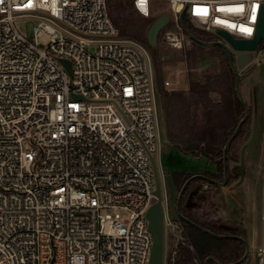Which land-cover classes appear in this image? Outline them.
Here are the masks:
<instances>
[{
    "label": "built area",
    "instance_id": "built-area-1",
    "mask_svg": "<svg viewBox=\"0 0 264 264\" xmlns=\"http://www.w3.org/2000/svg\"><path fill=\"white\" fill-rule=\"evenodd\" d=\"M168 1L180 27L184 12L218 39L253 38L264 12V0ZM132 3L150 15L151 0ZM21 16L36 19L30 34L16 27ZM166 38L182 46L173 31ZM151 61L119 36L108 0H0V264L149 263ZM168 222L174 256L181 228Z\"/></svg>",
    "mask_w": 264,
    "mask_h": 264
},
{
    "label": "trees",
    "instance_id": "trees-1",
    "mask_svg": "<svg viewBox=\"0 0 264 264\" xmlns=\"http://www.w3.org/2000/svg\"><path fill=\"white\" fill-rule=\"evenodd\" d=\"M108 2L119 36L139 41L150 52L158 107L167 124L169 141L184 152L207 156L217 164L216 172L205 170L194 177L195 173L190 172L172 173L173 183L178 188L176 200L186 181L192 178L180 197L178 208L181 216L177 213V218H173L180 225L182 237L174 256L172 245L168 264H232L239 261L246 252V243L239 237H244L243 232L236 227L222 226L225 222L219 215L216 200L220 186L210 180L223 181L224 147L246 113L226 51L219 45H204L192 40V47L186 50L187 67L192 69L216 58L218 69L207 72L202 80L191 73L187 90L167 89L163 85L160 51L158 47H152L147 38L148 28L156 19L151 17L152 12L149 16L140 12L141 17L130 19L120 15V8L112 7L111 1ZM184 22L199 40L211 42L218 39L216 34L195 26L187 14ZM251 133L252 119L249 116L228 148V161L238 159L239 147L248 141ZM231 180L228 177L227 185ZM202 184L205 190L199 188Z\"/></svg>",
    "mask_w": 264,
    "mask_h": 264
},
{
    "label": "rangeland",
    "instance_id": "rangeland-1",
    "mask_svg": "<svg viewBox=\"0 0 264 264\" xmlns=\"http://www.w3.org/2000/svg\"><path fill=\"white\" fill-rule=\"evenodd\" d=\"M110 1L112 4L110 6H115L117 9L120 8L118 10L120 15L130 19L142 16L134 8L132 0ZM151 6V17L157 18L164 14L170 17V21L160 31L158 36L164 87L183 90L190 85L189 77L191 73L194 77L202 80L207 72H213L218 69L216 58L207 60L192 69L188 68L186 50L192 47V39L177 24L168 0H151ZM35 20L21 16L16 18L15 24L18 30L26 35L32 32V25ZM193 24L200 28L196 22H193ZM168 31H173L179 36L182 40L181 47L174 46L167 41L166 35ZM232 52L234 56L239 53V51L234 49ZM251 54V61L240 70L244 74L240 82V90L248 103L249 116H251L252 125L254 123L255 126L253 140L244 152L246 161L249 158L252 159L251 170L245 181L240 185H235L237 183L235 177L231 180L230 185H234L231 191L221 190L222 187L220 186V192L216 195V200L219 203L220 217L230 222H236L243 218L249 220L255 226V231H253L255 243H253L252 254L241 264H262L259 253L260 249L264 247V39L259 48L251 51ZM151 67L153 69L152 61ZM167 132L166 121L163 119L161 110L158 107L157 150L154 155V162L163 193L165 215L163 264H168L169 252L174 241L173 235L176 231L173 225L168 222L171 217L177 218L176 197L178 188L173 183L172 172H203L205 170L211 171L212 167V162L207 156H196L170 145ZM242 146L239 147L238 161L240 160ZM230 185L227 186L229 187ZM155 201L156 197L153 198V202ZM251 228L253 229V227ZM252 238H249L251 244Z\"/></svg>",
    "mask_w": 264,
    "mask_h": 264
},
{
    "label": "water",
    "instance_id": "water-1",
    "mask_svg": "<svg viewBox=\"0 0 264 264\" xmlns=\"http://www.w3.org/2000/svg\"><path fill=\"white\" fill-rule=\"evenodd\" d=\"M169 21H170V17L168 15L164 14V15L157 17L149 26L148 32H147V38H148L149 44L152 47H154V48L158 47L159 33L167 25V23ZM180 23H181V27L184 30V32L192 40H196V41H198L204 45H219L222 48H224V50L226 51L227 56L230 60V63L233 67V70L236 74V88H237L238 94H239L242 102L244 103V105L246 107V113H245L244 117L241 119V121L239 122L234 134L229 138V140L227 141V143L224 147V156H223L224 179H223V181H218V180H215L212 178H210V180L217 183L221 187H225V186H227V183H228V177H229V171H230L232 174L240 177L239 180L237 181V183L235 184V185H240L241 183H243L245 181V179L247 177L249 163L244 158V152H245V149L247 148V146L253 140V133H254V127H255L254 123L252 125V133H251L249 140L242 146V148L240 150V163H235L231 168L230 164L228 162L227 153H228V148H229L230 144L232 143L233 139L235 138V136L237 135L240 127L249 117V106H248L247 101L244 99V97L241 93V90H240V82H241L242 77L244 76V74L240 70L243 69L251 61V59H252L251 51L258 49L261 41L264 39V12L263 11L261 12V16H260V20L258 23V27H257V31H256L255 36L253 38H250V39L235 38L234 36H232L228 32H226L224 30H219L217 33L223 39H217V40L211 41V42L202 41V40H199L186 27L185 22H184V12H182L180 14ZM231 47L237 51H240L237 56H234V54L231 50ZM62 62L66 65L68 70L71 71L70 62L67 60H64V59H62ZM197 175H198V173L194 174L192 177L197 176ZM156 177H157V186H156V189L154 191L156 201L150 205V207L148 208L147 213H146V216L148 219V227H149V230H150V232L153 236V239H154L153 240V247H152V251H151V255H150V260H149L148 264H163V258H164V241H165V238H164L163 193H162V190L160 187L158 175H156ZM191 178H189L186 181V183ZM186 183H185V185H186ZM185 185L182 187V189L179 193V199L177 200V203H176V211H177L178 215H180V216H181V214L179 213L178 206H179L180 197L183 193ZM222 226L234 227V226L226 224V223H223ZM239 237L242 238L246 243V252L239 261H236L232 264H239V263L244 262L251 253V247H250V243L248 242V240L243 236H239ZM209 258L213 259V257H209Z\"/></svg>",
    "mask_w": 264,
    "mask_h": 264
},
{
    "label": "crops",
    "instance_id": "crops-1",
    "mask_svg": "<svg viewBox=\"0 0 264 264\" xmlns=\"http://www.w3.org/2000/svg\"><path fill=\"white\" fill-rule=\"evenodd\" d=\"M189 84H190V82H189ZM190 86V85H189ZM189 86H188V88H185V89H183V90H187V89H189ZM169 144L170 145H172V146H175V145H173L171 142H169ZM176 147V146H175ZM178 148V147H177ZM210 161L212 162V167H211V171H213V172H216L217 171V164L213 161V160H211L210 159ZM247 161H248V163H249V165H248V172H247V176H248V174L250 173V170H251V163H252V159L251 158H249V160L247 159ZM154 164H155V162H154ZM164 164V163H163ZM162 164V165H163ZM155 168H156V166H155ZM156 171H157V169H156ZM174 172H178V171H174ZM173 173V172H172ZM190 173H200V172H190ZM157 175H158V173H157ZM233 186L234 185H230L229 187L228 186H225V187H222L221 188V190H228V191H231V189L233 188ZM177 198V197H176ZM176 203H177V200H176ZM176 215H177V212H176ZM222 218V217H221ZM222 220L226 223V224H229V225H232V226H234V227H236V228H238L240 231H242L243 232V235H244V237L248 240V242L250 243V247H251V253L250 254H252V251H253V243H255V236H254V234H253V231H255V226L254 225H252L251 223H250V221L249 220H245V219H243V218H241L240 220H238V221H236V222H230L229 220H225V219H223L222 218ZM251 227H253V229L251 228ZM250 235V236H249ZM251 237H253L252 239V244H251V242H250V240H249V238L251 239Z\"/></svg>",
    "mask_w": 264,
    "mask_h": 264
},
{
    "label": "flooded vegetation",
    "instance_id": "flooded-vegetation-1",
    "mask_svg": "<svg viewBox=\"0 0 264 264\" xmlns=\"http://www.w3.org/2000/svg\"><path fill=\"white\" fill-rule=\"evenodd\" d=\"M229 162V164H230V167L232 168V166L235 164V163H240V160L238 161V160H230V161H228ZM234 177H235V179L238 181L239 180V176H237V175H234V174H232L230 171H229V178L230 179H234ZM199 188L200 189H202V190H205V186L202 184V185H200L199 186Z\"/></svg>",
    "mask_w": 264,
    "mask_h": 264
},
{
    "label": "snow or ice",
    "instance_id": "snow-or-ice-1",
    "mask_svg": "<svg viewBox=\"0 0 264 264\" xmlns=\"http://www.w3.org/2000/svg\"><path fill=\"white\" fill-rule=\"evenodd\" d=\"M144 2H145V0H140V4H141V5H143ZM252 19H253V20L256 19L255 15H253ZM241 30H242V31H245V32H250V31H251V29L244 28V27H242Z\"/></svg>",
    "mask_w": 264,
    "mask_h": 264
},
{
    "label": "clouds",
    "instance_id": "clouds-1",
    "mask_svg": "<svg viewBox=\"0 0 264 264\" xmlns=\"http://www.w3.org/2000/svg\"><path fill=\"white\" fill-rule=\"evenodd\" d=\"M141 11H144L146 13V9L144 7H141Z\"/></svg>",
    "mask_w": 264,
    "mask_h": 264
}]
</instances>
